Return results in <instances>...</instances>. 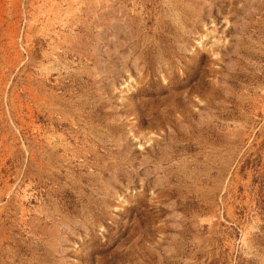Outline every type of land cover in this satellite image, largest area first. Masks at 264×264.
<instances>
[{
	"label": "rangeland",
	"instance_id": "1",
	"mask_svg": "<svg viewBox=\"0 0 264 264\" xmlns=\"http://www.w3.org/2000/svg\"><path fill=\"white\" fill-rule=\"evenodd\" d=\"M0 264H264V0H0Z\"/></svg>",
	"mask_w": 264,
	"mask_h": 264
}]
</instances>
